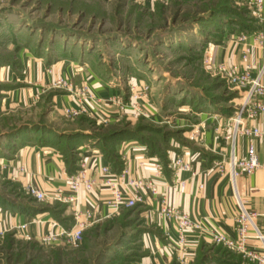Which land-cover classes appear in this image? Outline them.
I'll use <instances>...</instances> for the list:
<instances>
[{
	"label": "rangeland",
	"instance_id": "374dc122",
	"mask_svg": "<svg viewBox=\"0 0 264 264\" xmlns=\"http://www.w3.org/2000/svg\"><path fill=\"white\" fill-rule=\"evenodd\" d=\"M221 3L180 0L174 4L168 0L148 8L141 0H0V264H145L141 262L146 254L141 237L152 225L143 205L126 207L85 229L73 248L58 251L52 243L19 236L22 229L18 224L8 227L4 215L16 212L18 204L38 206L45 201L34 202L24 194L19 179L11 178L14 172L5 174L6 161L24 145L40 146L56 136L66 142L61 134L72 133L74 128L99 137L112 129L123 130L112 140V147L107 146L115 154L127 140L143 143L157 157L158 149L168 153L177 147H192L188 128L174 120L187 114L186 107L197 110L194 92L206 99L205 105L208 100L226 108L222 111L228 117L239 101V90L228 79L230 68L219 63L212 66L208 54L223 35H231L230 23L213 32L206 45L201 44L205 38L199 32L200 17L208 19L211 8ZM226 3L237 13L223 14L231 23L249 17L243 3ZM179 40L190 45L194 40L196 49L178 48ZM62 59L90 68L124 103L132 94V80L144 81L156 94L153 112H159L160 118L149 119L141 107L133 119L121 118L115 125L104 126L89 114L68 116L58 111L55 100L69 91L60 82L64 78L48 81L45 74L51 72L49 64ZM64 80L74 84L72 79ZM146 99L150 100L148 95ZM95 146L100 148L97 142ZM81 148L68 149L66 154H70L64 156L77 159ZM55 203L51 206L62 207L63 203ZM203 252L206 257L199 255L194 264H250L241 253L219 243L207 245Z\"/></svg>",
	"mask_w": 264,
	"mask_h": 264
},
{
	"label": "crops",
	"instance_id": "0c3cea01",
	"mask_svg": "<svg viewBox=\"0 0 264 264\" xmlns=\"http://www.w3.org/2000/svg\"><path fill=\"white\" fill-rule=\"evenodd\" d=\"M233 1L237 4L243 3L248 8V16L255 31L258 24L249 0ZM141 2L149 8L155 4L167 3L168 0H141ZM253 30L247 32V29H245L230 33V37L227 36L219 44L210 48L208 54L212 66L219 63L228 69L235 66L241 71L245 65H249L251 67L250 72L256 75L264 64V50L253 44L247 56L248 58L242 60L243 45L234 40L237 35H249L254 32ZM49 67H51V74L49 71L45 74V78L48 81L58 78L72 79L74 83L72 86L75 87L81 84L91 89L100 102H90L87 110L88 114L91 115L93 111H96L101 116L109 115L111 119L105 122L104 126L115 125L121 118L133 119L136 117L137 114H134L128 108L129 101L124 103L119 97L120 105H118L112 104L108 100L109 97L119 93L114 88H108L106 81L91 71L90 68L86 69L78 65V62L66 59L55 61L49 64ZM38 70L40 71V68ZM261 79L264 81V70L262 71ZM130 85L134 87V93H140V95L145 96L144 100L141 96L138 98L140 109L141 107L145 109L146 116L149 119L155 118V120H158L160 118L159 112H153L156 94L152 92L151 86L138 79L132 80ZM142 85L150 87L144 92L141 89ZM30 94H32V88H30L28 95ZM147 95L150 100L146 99ZM199 98L197 92H194L192 101H196ZM55 101L60 112H62L63 107L74 104L73 98L69 94L62 95V98ZM214 104L207 101L203 109H197L196 111L192 110L193 108L186 107L187 109H184V111H188L187 114L185 113L183 117L175 118L174 121L179 126L188 128V137L191 139L193 146L177 147L173 151L165 153L166 161L159 156L157 157L156 154L150 153L143 143H137L134 140L123 141L122 145L118 146L116 152L121 165L118 171L113 168L112 162L107 158L105 159L101 154L102 159H104L103 163L108 164L113 175L121 178L122 182L127 177H144L152 180L155 190H157L156 195L147 193L144 202L136 204L139 206L143 205L148 209L145 216L152 225V230L141 237L143 246L146 249V254L143 255L141 262L145 264H194L197 262L199 255L206 257L203 251L207 248V245L209 246L213 243L203 233L190 230L184 250H178L175 246L176 233L174 223L167 221L159 212L162 198H165L170 206L176 207L186 213L193 221L201 224L205 230L209 229L232 239L237 238L234 221L237 206L232 195L227 172L219 173L214 166L216 162L224 161L228 157L229 142L225 139V135L231 131V126L226 121L228 114H223L222 111L226 110V108L223 109L224 107H220V105L215 107ZM152 112L153 115H151ZM172 117L173 115H170L166 118L171 119ZM246 126L249 128L257 126L260 129H264V112L246 120ZM79 131L89 136L77 143V149L79 146L82 148L78 150L80 155L76 159L74 170L78 169L81 161L90 165L93 161L92 150H100L99 147L95 146L97 139H93L91 132L74 128L72 133ZM248 138L241 133L236 134L235 155L239 158L246 156ZM253 143L260 166L254 170L252 175L239 176L237 187L246 208L250 212L255 213V233L264 238V136L253 138ZM176 156L182 157L185 162H190L194 173L192 174L190 171L182 172L181 179L185 183L183 187L178 188L174 187L175 175L173 174V160ZM156 162L161 165L159 174H154L153 166ZM19 165H23L29 173H32L38 187L46 193H51L58 186H64L70 175L59 148L52 144L22 146L16 151L12 160L6 161L5 174L9 175L12 171L14 172ZM123 169H126L127 173L121 177L120 173ZM18 178L23 186L26 179L23 177ZM64 192H66V189ZM110 198L111 193L108 189H101L98 192L91 193L79 192V208L82 211L86 209L92 211V216L88 220L81 216V219L86 221L85 229L97 226L96 223L99 221L120 214L124 210V208H121L115 211L108 203ZM54 202L45 201L43 204L51 206ZM62 205H64V210L61 213V218L70 227L75 222L72 209L70 205L64 203ZM4 218L8 227L27 223L26 228L19 232L20 235H18L25 240L28 239L34 242L38 241L48 228H55L51 225L54 219L47 211H42L35 215L29 213L21 214L19 211L8 212L4 215ZM65 219L68 220L66 221ZM55 222L58 226H64L60 221ZM64 227L68 228L67 226ZM247 245L255 251H261L264 248V242L260 237L249 239ZM52 247L58 251L60 248L62 250L66 248L60 239L53 243Z\"/></svg>",
	"mask_w": 264,
	"mask_h": 264
},
{
	"label": "built area",
	"instance_id": "2783aa9c",
	"mask_svg": "<svg viewBox=\"0 0 264 264\" xmlns=\"http://www.w3.org/2000/svg\"><path fill=\"white\" fill-rule=\"evenodd\" d=\"M251 8L258 24L254 32L249 35L240 34L234 38L237 43L243 45L241 52L242 60H246L253 44L264 50V0H249ZM221 69H223L221 67ZM251 67L245 65L241 71L237 67L227 70L229 82L239 90L238 102H234V114L226 119L231 131L225 135V139L229 142L227 161L216 162L215 168L219 173L227 172L232 195L237 206V212L234 217L236 239L221 235L209 229L203 228L201 224L193 221L188 215L174 206H170L165 198L160 200V214L169 222L174 223L176 233L175 246L178 250H184L187 236L190 230H195L208 236L213 242L225 245L232 249L250 264H264V248L261 251L254 250L248 247V240L251 238L260 237L263 242L264 238L255 233L256 227L254 224L255 213L250 212L243 202L239 188L237 187V179L242 175H252L254 170L260 166L258 157L255 153L253 138L264 136V129L257 126L249 128L246 126V120L256 117L264 112V81L261 79L262 68L253 75ZM61 83L66 84L69 95L72 96L74 104L72 106L63 107L62 111L65 115L76 116L88 114V105L90 102H100L93 94L91 89L86 85L72 86L66 80L60 79ZM147 85H142V91L148 90ZM134 87L130 86L131 96L128 102V108L134 113H140L141 109L138 103L140 93L133 92ZM108 100L112 104L120 105V100L116 96L109 97ZM91 116L97 123L104 124L110 121L109 115L101 116L98 112L93 111ZM237 133H241L249 137L246 153L244 157L239 158L235 155V137ZM93 161L90 165L81 161L78 169L70 174L64 186H58L51 193H46L41 190L35 182L32 173H29L23 165L15 168L11 178H25L22 189L24 194L33 198L36 202L55 201L70 205L72 215L74 217V225L66 228L58 226L55 221L51 222L55 228H48L47 231L40 236V243H55L61 240L65 247L73 248L78 245L82 238L83 231L86 228V221L92 216V211L86 209L82 211L79 208V192H98L101 189H108L111 193V198L108 201L110 206L118 211L121 208L132 207L136 204L144 202L147 193L156 195L157 190L152 180L144 177H127L123 182L121 178L116 177L110 170L108 164H104V159L98 150H92ZM174 172V187H183L185 181L181 179L182 172L194 174L190 162H185L182 157L176 156L173 160ZM154 174H159L161 165L155 163ZM126 169L120 173L121 177L126 174ZM66 189V192H64ZM27 223H21L17 227L24 230ZM253 233V234H252Z\"/></svg>",
	"mask_w": 264,
	"mask_h": 264
},
{
	"label": "trees",
	"instance_id": "16d2710c",
	"mask_svg": "<svg viewBox=\"0 0 264 264\" xmlns=\"http://www.w3.org/2000/svg\"><path fill=\"white\" fill-rule=\"evenodd\" d=\"M228 1V0H227ZM226 0H222L223 3L220 4V6L216 7V8H211V9H214L213 11L210 12V16L208 17V19H205L204 17H200V20H202L203 23H200L199 25L201 26L200 29H199V32L200 34H202L204 36V40L201 41V44H204L206 45V39H209V37H211L212 33L215 32V31H221V29L226 26V22L230 23V26H227L228 27V31H230V33H233V32H238L240 30H245L247 29V32H250L252 31L254 28H252V24H251V19L250 17L246 18H241L243 19V22L242 23H237V22H232L230 21V19H226L224 15L226 14H233V13H236L235 11H233L232 8L229 7V5H227V2ZM174 4H180V0H176L174 1ZM156 6H158L157 4H155ZM161 6V5H160ZM224 14V15H223ZM237 14V13H236ZM216 17V18H215ZM246 20V22H245ZM234 23V24H233ZM233 24V25H231ZM235 26V27H233ZM254 31V30H253ZM224 38V35L220 38L221 40ZM219 39V40H220ZM218 40V41H219ZM177 45H178V48L182 49V50H185V49H188L190 51L192 50H195L196 48H194V46L196 47V43L194 40L192 41L193 43L190 45L188 43H183V42H180L177 41ZM221 42V41H220ZM200 44V46H201ZM211 99H213L214 97H209ZM208 101V100H207ZM194 108H197V109H203L205 103H206V99L205 98H199L198 100H196L194 102ZM122 131L123 130H120V129H112V130H109V132L105 133L104 135H101V137H99L97 134H94L92 133V136L97 139V143L100 144V150L103 154V156L105 157V159H109L111 162H112V166L115 170H119L121 165H120V162H119V159H118V155L115 154L113 152V150H109V147L113 144L111 143L112 140L116 139L120 134H122ZM58 134V132H57ZM61 134V133H60ZM62 136H65V140L66 142H62V140L60 138H53V139H49L50 141H43L40 145H43V144H52V145H55L56 147L59 148L60 152H61V156L62 158L65 160L66 162V165H67V169L69 170V173L72 174L75 170V163H76V158H66V156H64V154H66V152L68 151L69 149V152L75 150V147H77V143H79L81 140H83L84 138H87L89 135H85L84 133L82 132H73V133H62L61 134ZM109 146V147H107ZM71 149V150H70ZM150 153L152 154H155V152L152 150H149ZM158 156L160 158H162L164 161L167 160V157H166V154L165 152L163 151H160L158 149ZM70 153H67L66 155H69ZM33 201L35 202V200L33 199ZM32 201V202H33ZM59 204V203H58ZM55 203V205H58ZM62 207L59 209H56V207L54 206H48V205H45V204H40L38 206L36 205H32V204H29V203H26V204H18V207H17V211H19L21 214L22 213H29L31 215H35L36 213H39V212H42V211H47L49 213V215L56 221H60L62 224H64V226H67V223L61 218V213L62 211L64 210V205L60 204ZM131 210V209H130ZM66 221L68 219H65ZM84 233V231H83Z\"/></svg>",
	"mask_w": 264,
	"mask_h": 264
}]
</instances>
